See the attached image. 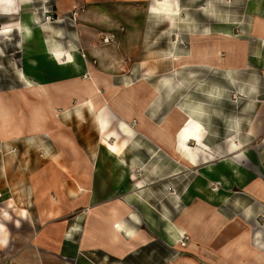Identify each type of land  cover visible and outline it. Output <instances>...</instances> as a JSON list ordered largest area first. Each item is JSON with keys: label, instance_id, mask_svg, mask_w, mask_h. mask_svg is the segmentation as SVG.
<instances>
[{"label": "rangeland", "instance_id": "374dc122", "mask_svg": "<svg viewBox=\"0 0 264 264\" xmlns=\"http://www.w3.org/2000/svg\"><path fill=\"white\" fill-rule=\"evenodd\" d=\"M39 2L41 3L38 16L31 23L33 36L28 43L22 44L16 30L0 34V101L13 114L14 125L20 127L22 131L20 137L12 139L0 133V198L10 196L15 199L14 208H25L31 217L41 222L47 211L55 209L61 212L62 217L70 219L81 213L79 222L83 219L85 221L87 217L82 231L86 236L83 247L94 253L99 252L92 256L94 262L120 264L113 255L114 251L105 249L104 240L97 233L103 228L101 220L104 219L106 209L114 202L116 205L119 204L121 210L124 209V204L120 201L121 191H112L119 169L114 167L113 157L105 152L93 112L85 104L80 106L76 104L78 96L76 87L79 84L72 81L73 76L59 74L60 72L40 55L54 45L66 49L76 48L84 64L88 65L93 75L102 81L98 84L101 94L97 99L109 106L115 114L114 125L116 119L121 121L125 119L121 118V111L115 106L119 96H113L110 90L104 89V81L122 87L120 90L133 96L136 101L148 99L153 90L158 92L155 104H151L144 112L146 121L144 128L140 131L137 129L139 121L135 115L125 120L135 133L120 156L125 170L133 174L143 185H149L144 195L148 199L147 214L151 218L146 222L138 221V228L150 225L158 230L161 213L174 222L182 208L176 200L177 197L170 195L171 192L175 189L177 194L180 189L189 191L193 176L190 168L174 167L173 163L176 161L174 155L164 148L155 146L154 141L148 139V132L156 125L171 124L163 122L167 117L177 126L178 117L170 116V111L177 105L180 107L184 105L181 108L185 112L188 111L185 104H189L190 100L200 101V97L205 96L208 91L216 94L221 91V94L229 95L230 98L232 96L231 88L226 86V82L229 83L226 72L220 75L209 69L207 72L203 70L190 72L188 68L174 66L170 55L172 53L186 55L193 42L199 47L203 43L212 42V39L197 40V36L212 25L226 24L224 19L239 23L240 27L235 29V32L246 36L244 28L250 25V17L244 16L248 0H169L171 8L179 9L178 13L172 15L175 22H180V18L182 20L177 23V29L170 31L171 25L166 22L170 15L153 12L150 9L153 0H82L81 8L89 7L93 10L100 8L122 26L121 30L117 31L98 29L96 39L88 38L87 31H84L87 29L86 22L83 21L80 11L67 10L66 0ZM120 3L134 7H140L143 3L146 11L143 14H132L119 10ZM48 15L51 17L50 20L46 17ZM227 15L230 18H226ZM2 25L8 24L0 18V28L4 27ZM53 25L61 27L60 33L54 34L51 27ZM127 32L135 38L138 33L139 41L137 47L132 49V60L127 73L122 77L99 73L98 64L87 54L86 46L114 43L119 48V41ZM193 34L197 35L194 39ZM240 39L239 41L243 40ZM26 59L35 60L36 66L31 67ZM20 71L43 82L47 86L48 95L40 99L33 97L21 82ZM78 76H80L78 80H82L86 75L82 73ZM215 77H219L223 82H219L218 85L213 79ZM215 85H218V88L214 87ZM49 104L59 110L56 117L50 112ZM236 104L242 112L248 109L247 102L240 100ZM36 108L44 110L46 114L47 131L64 136L75 143L76 158L62 141L50 139L45 134H32L30 129L35 121ZM222 110L228 111V104L222 107ZM258 141L264 144V134ZM131 182H125L124 186L127 187ZM83 194L92 198L95 196L96 202L91 206L86 205L81 199ZM142 207L137 210L144 211ZM14 213L16 214L15 210ZM13 222L10 219L6 223L9 234L16 236V239L19 238V234L27 237L28 224L25 222L21 226L19 224V228H15ZM258 223L262 224L261 216L255 217L253 223L249 224L250 241L254 240V234L260 230L261 238H264V228L262 225L258 227ZM183 240L188 242L190 239L186 236ZM136 252L139 253L138 257L136 253L122 254V261L129 263L133 260L141 263L146 252L140 253L138 250ZM174 253L172 250L171 255ZM10 256V253L0 248V264H4ZM245 260L252 262L249 257Z\"/></svg>", "mask_w": 264, "mask_h": 264}, {"label": "crops", "instance_id": "0c3cea01", "mask_svg": "<svg viewBox=\"0 0 264 264\" xmlns=\"http://www.w3.org/2000/svg\"><path fill=\"white\" fill-rule=\"evenodd\" d=\"M80 1L82 3V0ZM40 3L39 0H24L23 3H19L18 14H10L9 16L0 14V18L8 24L2 26L11 25V28L14 27L15 29L13 30H16L17 35L21 38V31L15 25L23 20L31 28L32 21L38 16ZM252 4L264 9V0H248L246 2L245 6L247 8L244 16L250 17V25L248 28H244L243 31L246 36L244 35L243 37L235 32V29L240 27L239 23L231 22L230 19L223 20L226 24L235 23L236 25L233 26L234 32L240 38H243L242 41H239L241 39L238 38L233 40L232 43L229 41L224 42L226 45H232L230 52L221 48L219 50L220 58L209 54L213 61L198 62V64L193 62L196 61L194 58L192 62L190 61L189 66L186 67H180L181 65L175 64L172 59L174 66L179 65L180 68H188L190 72L192 70L207 72L206 70L208 69L215 71L217 75L226 72L229 78V83L226 82V86L231 88L230 91H232V96H234H231V98H235V100H230L229 95L221 94V91H218V94L208 91L205 96L200 97V101L190 100L189 104L191 106L188 103L185 104L188 111L185 112L181 108L184 105L181 107L177 105L176 108L170 111V116L176 115L178 117L177 126L176 124L173 125L172 119L169 120L167 117L163 122L167 121L166 123L171 124L156 125L148 132V139L152 142L154 141L155 146L164 148L171 155H174L173 157L176 159L173 163L174 167L190 168L192 170L193 177L189 191L180 189L177 194L175 189L173 195H170L177 197L176 200L182 207L174 222H181L183 209L190 210L194 216L190 229L192 235L190 233L186 236L190 240L193 236L195 247L200 249L194 253L204 264H261L256 259L254 260V253L261 250L262 252L258 253L264 256V248H260L257 243L253 240L250 241L249 238V224L253 223L255 217L261 216L262 224L258 223L257 226L260 227L262 225L261 227L264 228V144L258 141L264 134V66L256 60L257 57L262 55L264 13H251L249 9ZM65 6H67V10L73 9L70 8L68 0H66ZM33 9H35V12ZM81 9L86 12L82 13L80 11V14L84 19L83 21L86 22L85 27L87 29L84 31H87L88 38L96 39L98 29L117 31L106 24L87 22V19L100 8L97 10L89 9V7ZM226 18H230V16L227 15ZM257 18H260L261 22H257ZM109 19L112 20L110 17ZM11 20L19 21L10 23L9 21ZM118 26L120 25L118 24ZM217 26L220 25H214V27ZM51 27L54 34L60 33L61 27L56 25ZM90 32H94L95 36H91ZM205 33L206 31L198 36L193 34L192 38L194 39L197 36V40L200 41L201 39H212V42H207L210 45L207 43L201 44L202 46H207L206 48H210L213 42H217L219 39L222 40L219 35H204ZM136 38H138V33H136ZM26 43L28 42H22L23 45ZM54 46L59 47V45ZM120 46L121 42L118 44L119 49ZM90 47L93 46H86L88 55H91L89 53ZM189 53L190 49L187 54ZM186 55L178 56L186 57ZM40 56L42 57V55ZM47 63L52 65L56 71H59V74L63 75L61 68L55 67L49 61ZM213 79L217 84L223 82L219 77ZM218 85L214 87L218 88ZM237 87H240V89ZM123 92L125 91H122V94ZM157 98L158 92L156 90H153L150 97L146 100L136 101L132 96L131 100H133L135 108L129 117H126L125 110L122 111L118 106V100H116L115 106L120 109L121 118L125 120L135 115L139 121L137 129L140 131L146 124V121H144L145 110L151 104H155ZM240 100L248 103V109L244 110V112L239 110V105L237 106L236 104ZM223 104L225 106L228 104V111L222 110V107H225ZM177 107H180L182 111L177 110ZM181 112L186 114L188 112L191 116L200 120L204 127V147L200 148L201 152L198 153L195 165H185L173 152V149L176 152L178 151L177 147H171L169 143L162 140L159 141L158 135L153 133L156 128L161 127L170 132L172 138H176V129L181 124ZM139 113L141 114L140 116ZM189 144L192 147L197 146L194 141H189ZM231 144L237 146L230 148ZM227 161H230L236 167V170ZM141 185V189H137L135 192L147 203L146 200L148 199H146L144 194L147 192V186L149 185H143L142 182ZM200 185H205V187H200V190H198L197 188ZM112 186V191H121L122 197L120 201L124 204V209L122 208L123 210H121L118 207L119 204L117 203L116 205L114 202L105 211L104 219L101 220L103 228L97 232L104 240L105 249H112L114 251L113 255H115L120 264H166L172 256H175L177 249L172 248L167 240V233L163 229L164 216L162 213L160 216L162 217L160 229L156 230L150 225L138 228V221L146 222L148 218H151L147 214L148 210L146 212L145 208L142 207L143 205L139 202L132 203L126 200L125 195H128L131 190L126 189L125 192H122L124 190L116 189L114 183ZM186 192H188L187 199L185 197ZM81 199L84 201L83 203L89 204V206L96 202L95 196L92 198L87 194H83ZM13 204H15V199H13ZM4 206L0 200V207ZM111 207L115 209V218L122 226L117 233V239L114 241H110L108 234L111 224L109 216ZM140 207L144 211L140 212L137 210ZM146 208L148 209V207ZM247 208H250V215L244 214V210ZM19 209L20 207L7 209L10 213L11 221H14L13 227L19 228V224L21 226L26 222L29 226V233L27 237L24 234H19V238L16 239V236H12L8 232L7 245L4 247L0 246V248L11 254L4 264H97L92 256H95L96 253L99 254V252L96 251L94 253L83 247V241L86 236L82 231L87 217L85 221L82 218L83 220L79 222L78 218H80L81 213L77 217L70 219V217H62L61 212L55 209L47 211L44 220L41 222L31 217L28 212L26 218L20 217L18 215ZM48 212H59L60 215L58 218H49L47 217ZM7 222L4 224L6 225ZM260 241L263 242L264 246V238H260ZM251 245L254 248H251ZM239 246L243 247L242 251L239 250ZM202 248H208L213 251L216 254L215 261H213L212 257L203 258ZM88 249L90 248L88 247ZM137 250L140 253L146 252L145 258L141 263H136L133 260L129 263L122 261V254L136 253L138 257L139 253L136 252ZM172 250L175 252L173 255H171ZM149 253L154 254L149 255ZM102 256L105 257V255ZM246 257L251 258L252 262L246 261Z\"/></svg>", "mask_w": 264, "mask_h": 264}, {"label": "bare ground", "instance_id": "6f19581e", "mask_svg": "<svg viewBox=\"0 0 264 264\" xmlns=\"http://www.w3.org/2000/svg\"><path fill=\"white\" fill-rule=\"evenodd\" d=\"M24 0H0V14L3 15H10V14H18L19 11V3H23ZM153 4L151 6V10L156 14L161 15H170L168 17L167 23H170L171 27L169 31L172 29H177L178 24L182 20L179 19L180 22H175L173 14L178 13L179 9L171 8V2L169 0H153ZM68 4L70 8L83 12L81 9L82 3L80 0H68ZM144 4L142 3L140 7H134L130 4L120 3L118 5L119 10L128 11L132 14H143L146 9L144 8ZM35 12V9H33ZM249 11L251 13H264V9L260 8L254 4L250 7ZM87 22L90 23H98L102 25H107L111 28H115L116 30H121L122 26H118L117 23L110 20L108 15L103 10H98L94 14H92ZM257 22H261L260 18H257ZM236 25L235 23L220 25L217 27L211 26L209 29H205L206 33L204 35L215 34L219 35L222 40H217V42H213V45L210 48H206L205 46H198L194 42L190 47V53L184 56H178L174 53L171 54V57L175 64H180V67L189 66L190 61L192 62L195 58L196 63L202 62H210L213 61L211 56H215L220 58L219 50L221 48L225 49L226 51L232 50V45H226L224 42H233L240 38L233 30V26ZM12 26H4L0 28V34H8L11 30L15 29ZM15 27L21 31V39L22 42H29L33 36V30L27 24L21 20L18 22ZM262 27L264 25L262 24ZM91 36H95L94 32H90ZM178 34H176V40L178 39ZM121 46L120 49L116 47L114 43H105V44H97L93 47H90L89 53L91 54L92 58L95 59L96 63L98 64V72L104 75H117L122 76L127 73L128 66L130 61L132 60V49L137 47L138 38L130 35V33H126L120 40ZM211 56H210V55ZM262 55L257 57L256 60L262 66H264V42L262 45ZM209 55V56H208ZM42 57L51 62L55 67H59L63 70V75L73 76L72 81L74 83H78L79 86L76 87V91L78 93L76 104L80 105H87L89 110L93 112L95 122H97L98 132L101 135V142L105 148L106 154H109L113 157V164L114 167L119 169L118 174L116 175L114 186L116 189L120 190H131L128 195H125V198L128 202H139L141 205L144 206L146 212L148 204L135 192L137 189H141L142 185L139 180L135 178L133 174H129L127 170H125L122 160L120 156L130 143L132 136L135 133V130L130 126L128 122L121 121L116 119V123L114 125L113 117L115 114L112 112L109 106H106L105 103H102L98 98L101 91L98 88V84L102 82L98 80L95 75H93V71L89 68L88 65L84 64L83 59L76 48L72 49H64L60 47H52L47 48L45 52L42 53ZM27 64L31 67H35L37 62L33 59H26ZM198 63V64H199ZM86 75L84 79L78 80L80 74ZM19 76H21V82L24 84L26 90L31 93L33 97L42 98L43 95L47 94V86L41 82L40 80L33 78L29 74H25V72L20 71ZM104 89H108L111 91L113 96L118 95V106L121 110H125L126 117H129L132 114V110H134L135 105L133 104V100H131L132 96L123 92L120 96L122 91L120 90L122 87L114 86L109 84L107 81L103 82ZM60 90V89H59ZM65 90V89H64ZM50 108V112L54 117L59 113V110L55 108L53 105H48ZM177 110L182 111L180 107H177ZM141 114L139 113V116ZM182 115V116H181ZM180 115V122L181 124L177 127L176 131V138H172L170 132L167 130L158 127L154 130V134L158 135V140L167 142L170 144L171 147L175 146L178 149L176 152L173 149V152L179 159L183 161L185 165H195L197 162L198 153L201 152V147H204L203 144V134H204V127L200 120L191 116L188 112L187 114L181 112ZM34 122L31 126L30 131L32 134L36 135H46L50 139L55 141H62L67 145L70 149V152L76 158L77 154V146L71 139H67L64 136L52 133L47 131L45 126V119L46 114L44 110L40 108H36L34 114ZM117 118V117H116ZM13 114L10 113L9 109L5 107L4 104L0 101V133L7 137V138H15L20 137L22 135V131L20 127H17L13 123ZM189 141H194L197 146L192 147L189 144ZM237 145L231 144L230 148H235ZM174 147V148H175ZM172 151V150H171ZM228 164L236 170V167L227 161ZM132 181L127 185L124 186L125 182ZM199 183V182H198ZM206 185V184H205ZM205 185H203L205 187ZM200 185L197 189L200 190ZM134 190V191H132ZM211 196V195H210ZM209 196V197H210ZM186 199L188 198V192L185 194ZM124 198V199H125ZM4 207H0V211L2 215L0 216V246L4 247L7 245L8 241V231L7 227L4 224L7 222L11 217L10 213L7 209L14 208L13 199L10 196H4L0 199ZM18 215L22 218H26L27 211L25 209H19ZM109 216L111 219V224L108 230L110 241H114L118 237V231L121 229V225L119 224L117 218H115L116 211L113 207L110 208ZM250 208L244 210V214L250 215ZM59 212H48L47 217L49 218H58ZM194 216L191 214V211L188 209H183L181 213V222H172L167 217H164L163 222V229L167 233V240L172 248H176L177 252L175 256H172L171 259L166 264H204L203 261L198 259L195 255V251L200 250L195 247V243L193 240V236L190 241L187 243L183 242V238L186 235L191 233V224L193 222ZM192 235V233H191ZM262 236L261 230L256 231L254 234V242L257 243V246L260 248H264L263 242L260 241ZM56 243V242H55ZM239 250L242 251L243 247L239 246ZM264 253V252H263ZM261 253H254V260L261 262L264 264V256ZM202 256L203 258L207 259L212 257L213 261H215L216 254L211 251L210 249L202 248ZM263 258V259H261ZM116 264V263H113Z\"/></svg>", "mask_w": 264, "mask_h": 264}, {"label": "built area", "instance_id": "2783aa9c", "mask_svg": "<svg viewBox=\"0 0 264 264\" xmlns=\"http://www.w3.org/2000/svg\"><path fill=\"white\" fill-rule=\"evenodd\" d=\"M46 17H47L48 20H50V18H51L49 15L46 16ZM174 192H175V191L173 190V192H171V194L173 195ZM112 264H113V263H112Z\"/></svg>", "mask_w": 264, "mask_h": 264}]
</instances>
